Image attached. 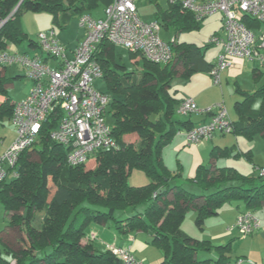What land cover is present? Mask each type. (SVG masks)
Segmentation results:
<instances>
[{
    "label": "trees",
    "instance_id": "trees-1",
    "mask_svg": "<svg viewBox=\"0 0 264 264\" xmlns=\"http://www.w3.org/2000/svg\"><path fill=\"white\" fill-rule=\"evenodd\" d=\"M100 1L107 6L112 0H0V23L5 20L0 26V49L28 38L19 21L25 11H48L53 21L63 27L73 17L96 9ZM155 20L179 32L199 29L204 22L179 4L160 7ZM242 20L251 28L262 27L248 15H243ZM28 39L30 46L37 47V42ZM169 43L174 59L167 63L153 62L129 51L136 63H142V69L134 70L117 61L115 44L108 40L99 44L95 57L103 68L106 93L111 96L108 114L114 119L112 135L119 147L100 150L92 167L87 163L68 165L67 147L50 136L60 113L50 115L38 140L20 155L15 165L18 175L0 185V199L9 218L7 226L19 227L22 232L18 245L4 246L8 258L0 249V264H13L14 259V264H121L110 250L97 248L91 238L82 242L85 228L92 221L111 219L119 233H150L151 243L163 254L160 264H210L212 258L199 257L201 249H215L217 263L231 264V241L215 246L210 240L189 236L181 230L185 214L193 208L196 222L202 227L227 202L239 208L244 204L242 211H264V174L248 176L230 166L200 164L194 177L187 180L197 184L202 193L191 192L183 184H172L182 174V165L178 173L171 171L164 162L163 149L176 134L196 124L191 119L176 118L182 100L171 92L172 82L178 74L188 81L197 72L211 71L216 63L207 61L202 48L194 43L180 42L177 36ZM4 69L0 67V95L5 96L0 101V120H11L15 101L8 94V83L22 75L12 79ZM254 74L258 78L264 71L256 68ZM236 90L245 98L236 102L239 117L232 120L231 133L248 138L264 133V84L252 92L239 85ZM257 97L259 108L253 106ZM128 135L136 139L128 140ZM233 150L236 151L233 147H216L212 157L227 156ZM244 154L253 160L251 151ZM134 168L147 174L150 181L146 185L129 183ZM242 259L248 261L238 257L237 262L242 263Z\"/></svg>",
    "mask_w": 264,
    "mask_h": 264
},
{
    "label": "built area",
    "instance_id": "built-area-1",
    "mask_svg": "<svg viewBox=\"0 0 264 264\" xmlns=\"http://www.w3.org/2000/svg\"><path fill=\"white\" fill-rule=\"evenodd\" d=\"M167 1L193 13L198 21L217 12L224 14L221 31L211 39V44L222 45L212 69L216 83H221L222 72L232 67L231 56L259 59L264 66V30L257 28L258 34L256 28L249 27L242 20L243 15H248L264 25V0ZM80 22L86 32L72 55L68 54L67 46L57 38L54 29L39 33L36 48L40 51L34 55L10 48L0 49V67L18 64L32 81L26 97L14 104L11 122L17 137L0 153V185L18 175L15 165L20 155L38 140L43 123L56 112L60 117L50 136L67 147L66 164H86L100 150L119 147L112 135V124L107 120L111 96L95 86V81L103 77L102 65L95 57L103 40L123 46L139 56L144 55L153 62L167 63L174 59L171 43L159 34L161 23L155 19L144 21L138 13L136 0H112L102 17L84 13ZM52 58L57 60L54 64L50 63ZM178 112H212L207 121L184 130L189 143H202L216 132L231 133L233 130L232 119L221 102L201 109L189 97L180 102ZM260 169L264 174V167ZM236 227L246 236L260 227V220L251 211H241ZM95 236L92 234L91 239ZM130 237L132 239V235ZM107 249L120 259L121 264H141L130 245L107 244Z\"/></svg>",
    "mask_w": 264,
    "mask_h": 264
},
{
    "label": "rangeland",
    "instance_id": "rangeland-1",
    "mask_svg": "<svg viewBox=\"0 0 264 264\" xmlns=\"http://www.w3.org/2000/svg\"><path fill=\"white\" fill-rule=\"evenodd\" d=\"M101 3L96 9H93L90 11L94 16L96 14H104L105 12V4L100 1ZM159 4V5H158ZM136 5L138 8V13L141 16V18L144 21L151 22L156 18V12L161 7L163 9H166L169 7V2L167 0H136ZM160 6V7H159ZM81 15L73 17L66 25L63 27L57 25L53 21V14L48 11H32L28 10L23 12L20 17L19 21L21 24V27L25 31L26 34H28V38H32L35 42H38V35L41 31H50L51 29H55L57 38L66 46H68V54L71 53V50L69 48H74V46L77 44L78 38L83 36L85 34V28L81 25L80 22ZM224 24V14L222 12L214 13L207 18H205L202 26L199 29H193L191 31H183L179 32L174 26H170L169 29H167L165 26H162L161 30L159 31L160 36L165 41H171L175 36H177V40L180 42H188V43H194L196 46H199L202 48V51L204 52L205 58L209 61H212L216 63L218 55L222 51V45L217 44H211V39L217 32H220ZM264 30V25L261 27ZM257 33L259 34V30L256 28ZM28 38L26 40L22 41L21 43L17 44L18 48L22 51L26 50L28 51L29 55H34L38 53L40 50L38 48L32 49L28 45ZM115 52H116V59L118 62L126 64V66L129 68V70L134 69H142V63L141 61L136 63V58L130 57V52L127 48L116 45L115 46ZM264 52V49L262 50ZM72 55V54H69ZM57 60L52 58L50 60L51 64H54ZM230 61L233 64L232 67L224 70L221 74L222 81L220 84L215 82V77L212 73L209 71H202L197 72L194 75H192L191 79L188 81H185L179 74L175 76L172 86L170 88L171 92L180 100L189 98L192 96V94L203 90L205 86L209 85V82L217 86L215 89H210L207 92L208 95V102L211 103L208 107H213L217 103L224 102V105L227 107V110L229 111V114L231 116H234L235 118L238 117V112L236 110V102L243 100L245 98V95L237 92V85H239L242 89L246 91H255L259 87H261L264 84V74H261L259 78H256L254 75V68L258 67L262 71H264V66L260 62L259 59H249L248 57L243 56H231ZM6 70V76L7 77H14L17 74L22 75L20 79H13L9 81L8 83V94L12 96V98L15 101H19L23 99L28 91H30L32 87V81L28 79L25 74V69L18 65V64H12L7 67ZM181 69V66L178 67ZM95 86L97 89L102 90L104 92L108 91L107 83L105 79H97L95 81ZM216 98H218L217 101H214ZM255 108L260 107V97H257L256 100L253 103ZM202 109V108H201ZM205 109V108H204ZM200 115V114H199ZM197 113L192 114H182L177 113L176 118L181 120H188V118H193V120L197 121L200 116ZM107 120L109 123H113L114 119L109 114L107 117ZM9 131V138H11L12 133L16 131L14 129L13 124L11 120L5 118L3 120H0V152L3 150V142L2 138L4 136V133ZM16 137H17V132ZM258 135V134H256ZM255 135V136H256ZM259 133L258 136H254L253 138H248L245 135H241L243 141H246L248 144L256 143V139L260 136ZM15 137V139H16ZM217 137H229L234 138L236 137L233 133H227L223 135L222 133H218ZM128 140H135L136 137L133 135L127 136ZM253 139V140H252ZM255 141V142H254ZM13 143V142H12ZM205 143H189L186 137L178 133L175 135L173 140L164 147L163 149V158L164 162L167 165V167L175 172L178 173L179 170V164L182 165L181 169V175L176 177L172 180V184H183L187 190L194 192V193H202L203 191L201 188L195 184L194 182L188 181V178L194 177L197 167L199 164H205L207 166H211L212 163V141H208ZM253 144V146H254ZM260 143L257 145V147H260ZM206 146V147H205ZM244 150H241L237 147L236 152H240V154L235 155V153L229 155V156H221L217 158L218 163L216 162V165L218 166H235L238 168V170L245 173V175L248 176H259L262 174L261 167H264V162L258 157L255 156L253 151V160H249V158L246 156V154L249 151H246L249 147L244 145ZM2 150V151H1ZM96 157V156H95ZM95 157L90 158L87 162V167H92L95 164ZM260 167V168H259ZM128 181L131 185L135 186H142L146 185L150 179L147 176V174L139 168H134L129 175ZM51 186L52 182L50 183ZM52 191H54V188H52ZM143 208V207H142ZM241 208H246L244 204L241 205ZM237 205L235 203L227 202L225 203L219 210V214L215 216H211L205 220L204 226H199L196 222V211L193 208H190L186 214L185 218L183 220V223L181 225V230L186 232L189 236L199 239V240H210L213 245H219L221 243H228L231 240V250L229 254L231 257V264H237L238 257L246 258L248 261H255L256 264H264V258L258 259L257 256H259L258 250L255 249L254 241H251V239L255 238L257 240V249L259 248L258 245V236L257 233L254 235L248 234L246 236L242 235L240 231L235 228V232L229 233L227 237L223 236H214V234L221 232V231H227V228L230 226H235V219L231 211H234L235 213L238 212ZM261 212L260 208H256L253 212ZM241 212V211H240ZM239 212V213H240ZM239 215V214H238ZM237 215V217H238ZM234 220V221H233ZM9 223V218L5 214V210L3 207V204L0 199V234L3 232L6 224ZM109 224L104 225V229H110L114 230L116 222L115 220L111 219L108 222ZM97 227L95 222L92 221L91 225H88L85 228V238H92L89 236L90 230L93 226ZM17 228V227H16ZM102 227L97 228V230H100ZM106 236H108L106 233H104ZM97 236V235H96ZM247 237V240H244ZM5 238V235H3V240ZM0 241V249L2 251V255L5 258L9 257V254L4 249V244L2 241ZM94 245L100 249L101 251L105 250V246L101 244V239L94 238L92 239ZM100 246V247H99ZM251 246L255 249V251L252 254H249V251L251 249ZM154 251H158L159 253V247L156 245L153 246ZM216 253V254H215ZM247 255V257L245 256ZM163 254L161 253V256ZM200 256H204V258H212V261L210 264H219L216 262L217 260V252L215 249L207 250V249H201L199 251ZM203 258V257H202ZM163 259V256L161 259L156 258L152 263L154 264H160ZM263 260V261H262ZM13 264L15 263V259L11 261ZM243 264H249L248 262Z\"/></svg>",
    "mask_w": 264,
    "mask_h": 264
},
{
    "label": "crops",
    "instance_id": "crops-1",
    "mask_svg": "<svg viewBox=\"0 0 264 264\" xmlns=\"http://www.w3.org/2000/svg\"><path fill=\"white\" fill-rule=\"evenodd\" d=\"M105 8L106 7H104V9ZM90 14H92V13H90ZM103 15L104 14H96V16H94V15L93 16L94 17H102ZM41 32H44V31H41ZM84 35L85 34H83V36H81V37L78 38L77 44L74 46V48H69L71 50V53H69V54H72L73 53V50L77 47V45L80 43V41L84 38ZM27 42H28V45H29V39L27 40ZM30 47L32 49H35L36 50V47H34V46H30ZM8 48L13 49V50L18 51V52H21V53H26V54L29 53L26 50H24V51L20 50L18 48L17 44H15V43L9 44L8 45ZM67 48H68V46H67ZM206 60L209 61L208 59H206ZM209 62H212V61H209ZM7 67H5V69L3 70V72L5 74H6V70L8 69ZM256 68H258V67H255L254 70ZM209 72L212 73V70L209 71ZM255 77L257 78V76H255ZM221 81H222V76H221ZM211 82H209V85L203 87L204 88L203 90H200V91L192 94V96H191L195 100V102H196V104H197V106L199 108L204 109V108L208 107L211 104V103L208 102V98L209 97L207 95V92L210 89L217 88V86H215ZM218 84H220V83H218ZM4 99H5V96L0 95V101H3ZM217 100H218V98H216L214 101H217ZM221 103L224 104V102H221ZM197 114L198 115L200 114L199 115L200 118L197 121L193 120V118H191L192 116L190 118H188V119H191L193 122H195L196 124H198V123L207 121L210 118V116H211L210 114H205V113H197ZM230 117H231L232 120H237L239 116L235 118L234 116H231L230 115ZM14 129H15V127H14ZM15 132L12 133L11 138H9V131L7 133L6 132L4 133V136L2 138V141H4L2 143L3 144V146H2L3 147V149H2L3 151H5L12 144V142H14L15 137H16V133ZM179 133L183 134L186 137L184 130L183 131H180ZM218 133H221V132H216L209 140H206L205 142H202V143H205L204 145H207L206 143L208 141H212V143H213L212 150L214 148H216V147L219 148V149L226 148V147H231V148L233 147V149H236V151H237V147H238L241 150H244V149H246V148H244V145H246L247 147H249L246 151H251L252 155H253V151H255L254 152L255 156L258 157V158H260L262 160V162H264V133H260L261 134L260 135L261 137H258L256 139L257 141H256L255 144L254 143H252V144L251 143L250 144L246 143V141H243L241 135H236V137L230 139L229 137H217ZM222 134L225 135L227 133H222ZM258 135H256V136H258ZM186 139H187V137H186ZM253 139H255V138H253ZM259 142L262 143V144H260V147L259 146L257 147V145L259 144ZM253 144H254V146H253ZM212 150H211V155H212ZM236 151L233 150V152H231L229 155L235 153ZM2 152H0V153H2ZM229 155H227V156H229ZM219 157H221V156H219ZM216 159L217 158H213L212 157V163L215 164V165H216V162L218 163V160H216ZM216 166H218V165H216ZM219 167H224V166H219ZM230 167H233V166L230 165ZM260 167L262 168L263 166H260ZM234 168H236V167L234 166ZM236 169L238 170V168H236ZM238 171H240V170H238ZM240 172L243 173L242 171H240ZM243 174H245V173H243ZM237 208L239 209L237 213H235L234 211H231L232 214H233V218H234V216L236 217V219H235V226H232V227L229 226L227 228V231L218 232V233L214 234V236L227 237V236H229L228 235L229 233H231V234L233 233V231L235 230V228H237L236 227L237 215L239 214L240 211L245 210L244 208H239V207H237ZM253 213L260 220V227L257 228L252 233V235H254L255 233L258 232L256 236H258V243H259L258 247L259 248L257 249V240H255V238L251 239V241H254V243L256 242L255 249L258 250V253L257 254L259 255V256H257V258L258 259H263L264 258V211L261 209V212L259 211V212H256V213L253 212ZM108 222L109 221H106V222H103V223L95 222L97 224L95 226H97V227H94L92 225L93 227L90 230V233L91 234H89V236H91V237H92V234L97 235V236H95V238L96 239H98V238L101 239L100 242H101V244H103L105 246V250L107 249V244H116V245H120V246L130 245V246H132L136 257L138 258V260L140 261L141 264H150V263H152V261H154V259L155 260H156V258L161 259V257L163 256V255L161 256L162 251L160 250V248H159V250H160L161 253H159L158 251L157 252L154 251V249H153L154 244L151 243V241H152V235L150 233L144 232V231H139L136 234H123V233L117 232L116 229H114L113 231L110 230V229H104L103 226L109 224ZM89 225H91V223ZM100 227H102V228L100 230H97V228H100ZM104 233H106L108 236H106ZM3 235H5L4 240H3ZM130 235H132V239H129L128 238V237H130ZM21 236H22V232H21V229L19 227L12 228V227H8L7 224H6L3 232L0 234V241L3 240L2 243L4 245H7V246L8 245L9 246H16V245H18V238H20ZM88 240H89V238L86 239L84 237L82 239V242L85 243ZM244 240H247V237ZM92 242H93V240H92ZM221 244H224V243H221ZM101 248H102V246L100 247V249ZM255 249L251 246V249L249 251V254H252L255 251ZM245 256L247 257L246 254H245ZM199 257H204V256H200L199 255ZM239 258H242V257H239ZM246 262H248L249 264H256L255 261H250V260L249 261H244L242 263H238L237 262V264H243V263H246ZM154 264H156V262Z\"/></svg>",
    "mask_w": 264,
    "mask_h": 264
},
{
    "label": "water",
    "instance_id": "water-1",
    "mask_svg": "<svg viewBox=\"0 0 264 264\" xmlns=\"http://www.w3.org/2000/svg\"><path fill=\"white\" fill-rule=\"evenodd\" d=\"M21 4V2L19 3V5ZM19 5H17V7L15 8V10H17V8L19 7ZM5 22V20L3 21V23ZM1 23L0 26L3 24Z\"/></svg>",
    "mask_w": 264,
    "mask_h": 264
},
{
    "label": "clouds",
    "instance_id": "clouds-1",
    "mask_svg": "<svg viewBox=\"0 0 264 264\" xmlns=\"http://www.w3.org/2000/svg\"><path fill=\"white\" fill-rule=\"evenodd\" d=\"M15 11V10H14ZM1 24V23H0Z\"/></svg>",
    "mask_w": 264,
    "mask_h": 264
}]
</instances>
